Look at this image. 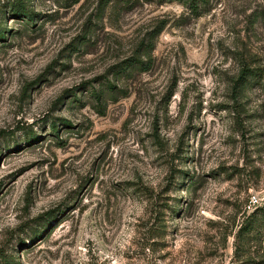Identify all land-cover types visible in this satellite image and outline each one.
I'll return each mask as SVG.
<instances>
[{"label":"rangeland","instance_id":"rangeland-1","mask_svg":"<svg viewBox=\"0 0 264 264\" xmlns=\"http://www.w3.org/2000/svg\"><path fill=\"white\" fill-rule=\"evenodd\" d=\"M199 2L0 0V264H264V0Z\"/></svg>","mask_w":264,"mask_h":264},{"label":"trees","instance_id":"trees-1","mask_svg":"<svg viewBox=\"0 0 264 264\" xmlns=\"http://www.w3.org/2000/svg\"><path fill=\"white\" fill-rule=\"evenodd\" d=\"M199 0H185L186 6H188L190 9H192L195 13L198 12L199 9ZM17 14H27V9L25 6H18L17 10H14ZM29 13V12H28ZM4 31L0 29V39H4ZM253 76L252 71L248 68H244L241 72L239 81H244L247 79V77ZM97 97L100 98L101 94H97ZM53 129L56 130V126H53Z\"/></svg>","mask_w":264,"mask_h":264}]
</instances>
